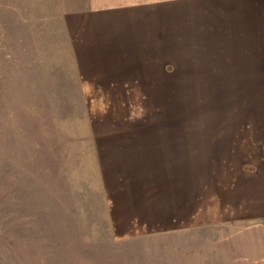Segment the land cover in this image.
<instances>
[{"label":"crops","instance_id":"0c3cea01","mask_svg":"<svg viewBox=\"0 0 264 264\" xmlns=\"http://www.w3.org/2000/svg\"><path fill=\"white\" fill-rule=\"evenodd\" d=\"M86 1L66 23L82 85L119 115L113 152L182 172L178 192L147 175L122 187L130 213L241 225L258 233L240 262L264 264V0Z\"/></svg>","mask_w":264,"mask_h":264},{"label":"rangeland","instance_id":"374dc122","mask_svg":"<svg viewBox=\"0 0 264 264\" xmlns=\"http://www.w3.org/2000/svg\"><path fill=\"white\" fill-rule=\"evenodd\" d=\"M86 8L0 0V264H251L240 259L256 231L130 213L137 200L122 187L136 190L145 175L177 192L180 183L174 168H139L128 161L137 154L113 152L119 115L82 85L68 34L66 18ZM158 200L168 204L170 192Z\"/></svg>","mask_w":264,"mask_h":264}]
</instances>
